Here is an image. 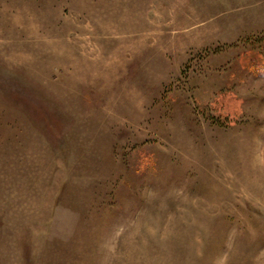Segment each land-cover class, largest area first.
<instances>
[{"label": "rangeland", "instance_id": "1", "mask_svg": "<svg viewBox=\"0 0 264 264\" xmlns=\"http://www.w3.org/2000/svg\"><path fill=\"white\" fill-rule=\"evenodd\" d=\"M0 264H264V0H0Z\"/></svg>", "mask_w": 264, "mask_h": 264}]
</instances>
